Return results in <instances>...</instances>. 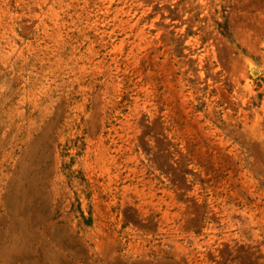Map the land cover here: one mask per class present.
Listing matches in <instances>:
<instances>
[{
  "label": "rangeland",
  "instance_id": "1",
  "mask_svg": "<svg viewBox=\"0 0 264 264\" xmlns=\"http://www.w3.org/2000/svg\"><path fill=\"white\" fill-rule=\"evenodd\" d=\"M0 264H264V0H0Z\"/></svg>",
  "mask_w": 264,
  "mask_h": 264
}]
</instances>
